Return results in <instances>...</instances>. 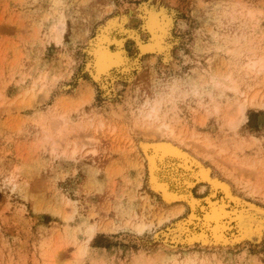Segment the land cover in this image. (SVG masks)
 <instances>
[{
	"label": "rangeland",
	"instance_id": "374dc122",
	"mask_svg": "<svg viewBox=\"0 0 264 264\" xmlns=\"http://www.w3.org/2000/svg\"><path fill=\"white\" fill-rule=\"evenodd\" d=\"M260 59L264 0H0V264H264ZM152 143L210 179L166 203Z\"/></svg>",
	"mask_w": 264,
	"mask_h": 264
},
{
	"label": "bare ground",
	"instance_id": "6f19581e",
	"mask_svg": "<svg viewBox=\"0 0 264 264\" xmlns=\"http://www.w3.org/2000/svg\"><path fill=\"white\" fill-rule=\"evenodd\" d=\"M113 23V22H112ZM113 25V24H112ZM60 29V28H59ZM63 30H64V27L61 29V34L63 33ZM60 31V30H59ZM108 36H109V34H107V38H105V41H106V39H109L108 38ZM104 37H106V35L104 36ZM103 37V38H104ZM112 39V38H111ZM115 40L116 39H114L113 41L115 42ZM158 41V40H157ZM103 42H104V40H103ZM102 42V43H103ZM117 42V41H116ZM120 42V41H119ZM152 44V43H151ZM151 44H150V46H151ZM147 46V45H146ZM149 46V45H148ZM147 46V47H148ZM155 46V45H154ZM160 46V45H159ZM99 47V46H98ZM106 47V46H105ZM150 48H152V47H148V48H146L148 51H149V49ZM98 49V50H97ZM97 49H95V50H97L96 51V54L95 55H97V66H96V68L98 69L97 70V76L96 77H98L99 78V76L100 75H103V74H105L114 64H115V62L114 61H116L119 57H118V55L117 54H120V53H118V52H116L115 54H112V53H110L108 50H107V48H104L102 45H101V47H99V48H97ZM145 49V50H146ZM153 49V48H152ZM118 57V58H117ZM122 58V57H121ZM119 60H120V58H119ZM118 61H116V64H118L117 63ZM95 64V65H96ZM115 64V65H116ZM120 64V63H119ZM263 66H264V59H260L259 61H253V63L251 62V63H249L248 65H247V67L248 68H250V69H254V68H257V67H259V68H263ZM96 72V71H95ZM236 87V86H235ZM237 89V88H236ZM236 89H234V90H236ZM256 98V97H255ZM153 100V99H152ZM160 110L157 108V107H155V106H153V104L152 105H149L148 106V109H147V112L144 114L143 113V115H144V117L145 118H147V120H150V121H152V122H156V121H158L159 119H160V112H159ZM61 122V121H60ZM150 125H152V124H150ZM151 127H149V129H150ZM150 130H152V128L150 129ZM155 131V133L154 134H152V135H156V137H154V138H161V135L162 134H167V135H174L175 134V130L173 131L171 128H170V126L169 125H167V124H163V125H160V126H157L154 130H152V132H154ZM58 132H62V131H58ZM151 132V131H150ZM176 135V134H175ZM160 136V137H159ZM182 137H181V134H179L178 136H177V139H181ZM193 140H194V138H193ZM192 140V141H193ZM197 140V139H196ZM182 141V143H181V145L182 144H185L186 142H184L183 140H181ZM204 141V140H203ZM166 143H168V142H166ZM170 143V142H169ZM197 143H198V140H197ZM205 143V142H204ZM70 145V144H69ZM191 145V144H190ZM208 146L207 147H210L211 145L210 144H207ZM210 145V146H209ZM183 146V145H182ZM188 146V145H187ZM206 146V145H205ZM152 147H155L153 150H151V148ZM204 148V147H203ZM142 150H144L145 151V153H146V157H147V159L146 160H148V165H149V167H150V170L152 171L151 172V178H150V183L153 185L152 186V188L155 190V191H157V192H161L164 196V200H165V202L166 203H168V204H171V203H173V202H176L177 201V199H175L176 197L175 196H173L171 193H170V189H169V183L171 182H177L178 184H182V185H186L187 186V189L188 188H191V187H193L194 186V183H192L191 181H193L194 179L195 180H201V181H207V179H208V174H207V171L206 170H204V169H196V170H194L193 169V163H191L190 164V161H188L189 160V157H188V155H186L185 156V154H183L184 156L182 157V153H181V147L180 146H175V145H172V143L171 144H169V145H165L164 143H157V144H149V145H145L144 146V149H142ZM151 150V151H150ZM144 153V152H143ZM144 153V154H145ZM190 155V154H189ZM186 158V159H185ZM164 159H168V160H170V161H176V163L175 162H171V163H173V165L171 164V163H169V165H167V166H170V167H172V169L170 168V170H168V171H166L169 167H165V166H162V163H163V160ZM193 162V161H192ZM175 163V164H174ZM178 163V165L176 166V164ZM179 170V171H178ZM180 170H182V171H180ZM161 174H163V176L161 175ZM162 176V177H161ZM164 178H166V181H165V179ZM210 179V178H209ZM208 179V180H209ZM212 181H213V187H214V189L215 190H227V189H225L224 188V186L222 185V184H220L219 182H217V181H215V180H213L212 179ZM191 183V184H190ZM210 183H212L211 182V180H210ZM188 185H189V187H188ZM186 193H187V197L188 198H190L189 199V201H190V203H189V205H190V207H198V205H199V201L197 200V199H195L192 195H190V192H188V191H186ZM176 195V194H175ZM189 195V196H188ZM227 195V194H226ZM186 196H185V198H186ZM188 198H186V199H188ZM213 205V204H212ZM214 217V219H215V216H213ZM219 218V217H218ZM246 218V217H245ZM213 219V218H212ZM211 218H210V216L208 217H206V220H212ZM208 222V221H207ZM217 223V222H216ZM219 225V224H218ZM219 227V226H218ZM144 228H146V227H144L143 225H139V226H137V231L139 232V233H142L143 231H144ZM216 228V227H215ZM211 229H213V228H211ZM213 232H214V234L215 235H213V236H215L216 238H217V232H216V229H215V231H214V229H213ZM221 234V233H220ZM221 235H219V237H218V240L220 239V240H222L221 239ZM198 238V237H197ZM199 239V238H198ZM202 239V238H201ZM192 241H190V240H188V241H190V243L189 244H191V246L193 245V240L194 239H191ZM234 240V239H233ZM196 241H197V239H196ZM178 242V241H177ZM205 242V247H207V248H211L212 246H210L211 245V243L210 242H206V241H204ZM218 242V241H217ZM227 242V241H226ZM203 243V242H202ZM219 243V242H218ZM216 244V243H215ZM214 244V245H215ZM213 245V244H212ZM225 245H226V243H225ZM193 247V246H192ZM203 247V246H202ZM220 246H214V248H216V249H218ZM192 260V259H191ZM190 261V260H189ZM189 261H187L185 264H194V263H192V262H189Z\"/></svg>",
	"mask_w": 264,
	"mask_h": 264
}]
</instances>
